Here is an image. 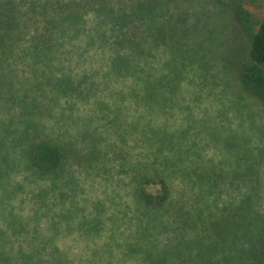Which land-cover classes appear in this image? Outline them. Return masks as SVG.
<instances>
[{"label": "rangeland", "instance_id": "374dc122", "mask_svg": "<svg viewBox=\"0 0 264 264\" xmlns=\"http://www.w3.org/2000/svg\"><path fill=\"white\" fill-rule=\"evenodd\" d=\"M0 22V264H239L224 256L244 195L235 249L260 246L264 104L241 87L249 43L226 5L0 0ZM44 138L63 148L54 173L25 154ZM159 178L153 208L139 190Z\"/></svg>", "mask_w": 264, "mask_h": 264}, {"label": "trees", "instance_id": "16d2710c", "mask_svg": "<svg viewBox=\"0 0 264 264\" xmlns=\"http://www.w3.org/2000/svg\"><path fill=\"white\" fill-rule=\"evenodd\" d=\"M216 1L226 5L230 9L239 28L249 43L247 54L237 65V76L241 87L264 104V0ZM251 6H257L259 10L257 12L252 11L250 9ZM2 29L3 26L0 22V46L4 41V34H2L3 31H1ZM121 58V56L116 58L114 61V63H116L114 65L129 69V61L121 60ZM25 154L29 160V165L41 174L54 173L63 165V148L54 139L44 138L38 141H33L27 146ZM149 181H151V179L147 178L146 182ZM156 183L159 184V190L156 194L146 192L142 188L139 190L140 199H142L146 205L153 208L162 207L163 204L167 203L170 197V189L167 181L163 178H159ZM249 200L250 196L244 195L238 201L235 210L231 213V219H227V223L231 222L230 225L233 227L235 233L232 235V244L234 245L235 253H232L233 255L226 254L224 258L228 259L229 256L232 258L237 257V259H239V264H264V247H261L259 239L264 238V221H262L260 226L257 227L256 234L259 233V236L254 239V241L258 242L260 246L253 247V250L250 248V245H248L250 247H238L235 249L236 241L247 237L246 234L252 226L251 217L249 216L250 210L252 209ZM208 214L210 215V213ZM179 215L183 225H189V223H192V219L186 218V216L183 215L182 210L179 212ZM208 223V228H210V220ZM207 229H205L204 232L206 231L205 238L208 240L207 243L210 248V232H208ZM213 246L219 248L222 245H218V243L214 241ZM209 252L210 251H206V254ZM228 253H230V251H228Z\"/></svg>", "mask_w": 264, "mask_h": 264}]
</instances>
